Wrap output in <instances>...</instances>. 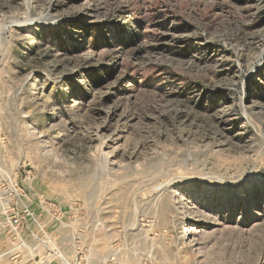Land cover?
<instances>
[{
  "label": "rangeland",
  "instance_id": "rangeland-1",
  "mask_svg": "<svg viewBox=\"0 0 264 264\" xmlns=\"http://www.w3.org/2000/svg\"><path fill=\"white\" fill-rule=\"evenodd\" d=\"M0 264H264V0H0Z\"/></svg>",
  "mask_w": 264,
  "mask_h": 264
},
{
  "label": "trees",
  "instance_id": "trees-1",
  "mask_svg": "<svg viewBox=\"0 0 264 264\" xmlns=\"http://www.w3.org/2000/svg\"><path fill=\"white\" fill-rule=\"evenodd\" d=\"M95 39H96V37H95ZM104 41H106L108 44H109V42H110V40L108 39V40H104ZM122 43L124 46L126 45V42L125 41H123L122 39H119V41H118V43Z\"/></svg>",
  "mask_w": 264,
  "mask_h": 264
}]
</instances>
